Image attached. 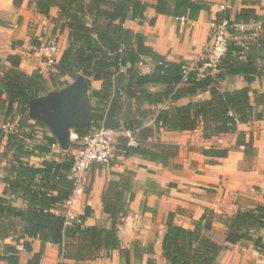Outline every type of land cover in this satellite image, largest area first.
<instances>
[{
  "label": "crops",
  "instance_id": "obj_1",
  "mask_svg": "<svg viewBox=\"0 0 264 264\" xmlns=\"http://www.w3.org/2000/svg\"><path fill=\"white\" fill-rule=\"evenodd\" d=\"M29 1L33 0H23L20 6H14L13 0H0V62L8 67L7 56H17L21 71L45 74L54 71L53 64L67 47V30L49 27L47 16L37 13L34 3L29 4ZM142 1L154 3L156 0ZM237 1V12L242 8H250L264 18V0ZM206 2L209 9L201 10L194 20L157 14L152 7H147L143 18H126L123 25L142 33L144 43L167 61L180 64L188 60L192 62L205 46L211 23L218 18L219 0ZM49 14L56 16L57 8H52ZM152 19L153 22H150ZM44 34L49 36L44 37ZM58 34L60 49L54 62L48 63L39 55L38 46L43 40ZM151 68L149 61L139 65L143 73L149 72ZM78 78L91 92L101 87L100 80L84 77L80 73ZM246 85L240 74L226 76L218 82V88L223 91ZM144 88L163 91L165 85L148 83ZM209 97L208 90L187 93L174 105L202 101ZM36 98L29 103L28 116L32 115L31 103ZM118 98L132 100L135 104L127 112L119 109L112 116L113 104ZM249 100L252 107L249 119L238 123L233 132L224 135L205 136L202 125L194 130L155 131L147 140L148 147H176V152L164 162L133 154L121 156L109 166H92L86 177L88 186L85 195L58 205L56 210L70 208L74 217L68 226L77 223L81 229L96 226L103 230L114 226L117 248L90 249L88 235L85 232L77 233L74 237L66 238L61 245L45 243L39 264H168L163 256L161 242L170 215L174 225L191 230L197 225L203 226L206 221L211 222L210 228L203 229L202 234L221 246L215 256V264H264V227L252 229L249 238L230 243L226 241L227 228L223 224V219L233 217L239 210L264 206V71L250 83ZM89 104L88 120L90 108L95 106L96 99L90 98ZM168 105L166 102L150 105L140 98H127L121 89L114 86L106 103L102 123L123 126L130 121H140L142 126L154 127L153 121L158 111ZM2 118L0 114V120ZM42 122H46L42 134L50 137L56 135L57 129L52 127L50 121ZM156 136H160L159 143L155 141ZM4 144L5 138L0 141V153L4 151ZM51 149L42 154L44 157H39L41 154L30 157L29 163L39 166L45 159H63L55 156ZM209 149H226L227 155L221 157L204 153ZM3 171L0 176H3ZM110 181L116 183L110 189L111 195L107 193ZM4 187L5 184L0 182V195ZM6 197L11 198L12 195L7 194ZM86 200L90 201L89 206ZM11 202L16 207H25L19 197H13ZM104 205L108 206L110 212L104 210ZM86 208L90 210L88 215H84ZM14 223L19 233V219H14ZM10 237H5L0 243L9 242ZM21 241L11 240L9 245L17 246ZM31 246V252L25 251L23 247L18 250V264H27L32 254L39 251L40 241L31 240ZM0 264L7 263L0 259Z\"/></svg>",
  "mask_w": 264,
  "mask_h": 264
},
{
  "label": "trees",
  "instance_id": "obj_2",
  "mask_svg": "<svg viewBox=\"0 0 264 264\" xmlns=\"http://www.w3.org/2000/svg\"><path fill=\"white\" fill-rule=\"evenodd\" d=\"M22 2L13 0V5L20 6ZM28 3H34L35 11L45 16L52 8H57L62 20L60 29L67 30V47L53 64L54 71H48L50 87H61L65 82L63 76L74 78L78 73L101 81V87L91 92L96 104L90 108V123L78 124L75 128L78 138L102 125L106 103L114 86L121 89L127 98H140L150 105L169 104L158 111L154 127L142 126L140 121L124 123L123 128L132 130L137 140L136 145H128L127 139H118L124 157L138 154L151 161L164 162L176 152V147H148L147 140L155 131L194 130L202 125L205 136H220L233 132L238 123L249 119L252 109L250 83L264 71V18L253 9L242 8L234 14L227 10L223 17L237 22L251 19L259 22L261 30L257 40L245 47L231 44L217 71L198 77L196 71L186 74L183 64L169 62L153 51L144 43L142 33L124 27L123 23L126 18H143L147 7H152L157 14L194 20L201 10L209 9L206 0H156L154 3L142 0H33ZM217 17H222L221 13H217ZM6 60L8 67L0 62V114L3 117L0 121L14 123V127L9 132L0 128V141L5 138L2 155L10 152L4 175L0 176V182L5 184L0 195V241L15 230L14 219H19L16 241L22 239L23 249L31 252V240L40 241L39 251L32 254L27 264H39L45 243L61 245L66 238L82 232L89 237L90 249L117 248L114 226L106 230L96 226L81 229L77 223L68 226L64 217L56 212L58 205L71 195L68 171L72 157L45 159L39 166L29 163L30 157L49 152L55 143L53 137L42 134L43 141L31 146L18 132L29 119L30 101L47 91L45 79L39 71L30 74L21 71L17 56L8 55ZM147 61L152 68L143 73L139 65ZM238 74L243 76L245 87L231 91L218 88L220 80ZM148 83L163 84L165 88L163 91H149L144 88ZM204 90L209 91L208 99L174 105L185 94ZM204 153L225 157L227 150L209 149ZM115 185L114 181L109 182V195ZM7 194L12 197L7 198ZM13 197H21L25 207L14 206L11 202ZM104 210L110 212L107 205H104ZM89 212L86 208L84 215ZM210 223L206 221L203 226L197 225L191 230L174 225L170 215L161 242L168 264H215V256L221 246L202 234L203 229L210 228ZM223 224L227 228V242L249 238L252 229L264 227V206L239 210L233 217L223 219ZM17 254L16 246L4 245L0 259L7 264H18Z\"/></svg>",
  "mask_w": 264,
  "mask_h": 264
},
{
  "label": "built area",
  "instance_id": "obj_3",
  "mask_svg": "<svg viewBox=\"0 0 264 264\" xmlns=\"http://www.w3.org/2000/svg\"><path fill=\"white\" fill-rule=\"evenodd\" d=\"M232 0H219L217 13L227 11ZM207 41L203 51L189 63H183L182 67L187 74L196 71L198 77H203L206 73H213L226 54L231 44L247 46L257 40L260 34V23L254 20L234 21L232 18L218 17L211 23ZM57 35L42 41L38 46V53L48 63H53L60 49ZM14 125L9 122L1 123L0 128L6 132L13 129ZM127 139L128 145H136L137 140L132 130L111 125H101L90 133L81 137V144L71 153L72 164L68 171V178L72 183V191L69 199L64 203H70L75 197L84 196L88 186L86 177L92 166H109L118 158L123 156V149L118 143V139ZM52 144L51 147H54ZM86 205L90 201L86 200ZM65 219L68 225L73 220L70 208L56 210ZM18 250L22 245H17Z\"/></svg>",
  "mask_w": 264,
  "mask_h": 264
},
{
  "label": "rangeland",
  "instance_id": "obj_4",
  "mask_svg": "<svg viewBox=\"0 0 264 264\" xmlns=\"http://www.w3.org/2000/svg\"><path fill=\"white\" fill-rule=\"evenodd\" d=\"M231 6V14L237 13L239 9L238 1L232 0ZM223 15L224 14L221 13L222 17ZM58 19L62 22L58 14H56V16H51L49 14L46 20L49 24V27L59 29L60 22L58 21ZM45 36L49 35L44 34V37ZM57 36L60 40V35L58 34ZM190 61L191 60H188L186 61V63H189ZM42 75L45 79V87L47 88V91L38 95L36 100L31 103L30 111L32 115L28 116V121L24 126L19 127L18 132L20 136L24 137L26 143L32 146L35 143L43 141L41 136L44 132V128L46 127V122L44 123L42 122V120L50 121V124L53 128L57 129L56 132L58 133H56V135L54 134L53 136L55 140V146L51 150L55 156H58L59 159H61V157L64 158L65 156L71 155L73 150L77 148L82 142L81 138H78L77 135H75V128L78 124L90 123V121L88 120V109L90 107L89 101L91 98V90L88 89L84 82H82V79L78 78V74H76L74 78L63 76L62 78L65 82L61 87L56 88L50 87V83L47 81L48 73H42ZM133 104H135V102H133L132 100H123L122 98H118L113 104L114 115L112 116H115L119 109H124V111L127 112L128 110H130ZM120 118L122 117L120 116ZM16 121L17 118L14 119V122ZM12 124L14 125V123ZM104 124L105 123H102V125ZM107 125L123 127L120 124H110V122ZM156 137L157 139L155 141L159 143L160 136ZM42 156L44 157V155L42 154L39 155V157ZM2 158L4 157L1 152L0 173H2L5 165L10 158V152L5 155L6 161ZM34 161L40 162L39 160ZM17 236L18 233L16 232L15 224V230L13 232L10 231L9 235L7 236L10 237L9 242L3 241L1 242L0 246L3 247V245H9V243H11V240L14 241Z\"/></svg>",
  "mask_w": 264,
  "mask_h": 264
}]
</instances>
